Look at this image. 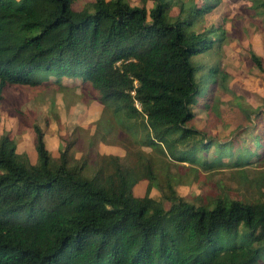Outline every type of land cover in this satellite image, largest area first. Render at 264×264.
Instances as JSON below:
<instances>
[{"label": "trees", "instance_id": "obj_1", "mask_svg": "<svg viewBox=\"0 0 264 264\" xmlns=\"http://www.w3.org/2000/svg\"><path fill=\"white\" fill-rule=\"evenodd\" d=\"M75 1L0 0V99L6 85L76 80L132 129L127 161L97 152L89 171L85 154L73 159L76 136L53 156L34 124L31 163L3 132L0 264H264V173L248 181L254 197L222 192L189 202L176 190L183 182L161 176L155 156L135 145L139 135L196 174L227 168L245 179L249 165L264 167V102L233 139L192 124L197 109L213 104L217 69L194 57L226 38L222 0H91L78 10ZM251 3L264 13V0ZM96 123V138L112 125ZM141 180L146 191L136 196Z\"/></svg>", "mask_w": 264, "mask_h": 264}, {"label": "rangeland", "instance_id": "obj_2", "mask_svg": "<svg viewBox=\"0 0 264 264\" xmlns=\"http://www.w3.org/2000/svg\"><path fill=\"white\" fill-rule=\"evenodd\" d=\"M89 1L76 0L72 7L78 10ZM128 2L132 6L142 5L140 0ZM251 4V0H222L217 14L223 15L228 11L222 18L228 31L226 38L219 47L194 57V61L206 65V70L211 67L217 70L214 74L216 81L211 111L197 109L192 124L217 139H233L239 125L244 128L249 120L248 115L253 118L264 102V13L256 12ZM152 5V1L145 3L147 8ZM172 10L176 12L177 8L173 7ZM250 50L261 57L263 70L250 59ZM223 73L226 77L222 87L220 81ZM52 80L38 85H6L2 88L0 135L7 132L17 143L18 153L25 155L31 163L33 156L35 160L32 125L37 124L44 133L46 147L53 155L58 154L62 143L76 136L73 159H77L81 153L85 154L89 171L94 166V154L97 152L116 154L120 163L125 164L126 138H130L132 129L120 122L123 119L106 111L90 87L79 86L78 81L69 79L63 80L65 87H62ZM108 119L112 121L108 131L98 138L92 137L96 121L99 120L98 125L101 126ZM135 139L137 149L155 156L161 176L173 175L183 182L176 186V190L189 202L215 198L222 192L232 198H251L257 194L248 181L264 173V167L261 168L259 163L245 168V179L227 168L196 174L187 166L188 163L176 164L166 155L153 153L152 147L142 142L139 135ZM238 177L243 181L240 186L236 184ZM146 185V180L139 181L133 187L134 194L144 195ZM150 196L159 198L160 193L157 189H151Z\"/></svg>", "mask_w": 264, "mask_h": 264}, {"label": "crops", "instance_id": "obj_3", "mask_svg": "<svg viewBox=\"0 0 264 264\" xmlns=\"http://www.w3.org/2000/svg\"><path fill=\"white\" fill-rule=\"evenodd\" d=\"M52 155H53V154H52ZM57 155H58V154H57ZM57 155H53V156H57ZM35 157H36V155H35ZM34 161H35V160H34V156H33V162H34ZM33 162H32V163H33ZM141 181H142V180H141Z\"/></svg>", "mask_w": 264, "mask_h": 264}]
</instances>
